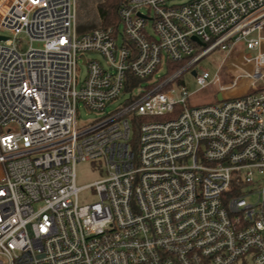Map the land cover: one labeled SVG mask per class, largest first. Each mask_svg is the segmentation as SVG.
Wrapping results in <instances>:
<instances>
[{
    "label": "built area",
    "instance_id": "built-area-1",
    "mask_svg": "<svg viewBox=\"0 0 264 264\" xmlns=\"http://www.w3.org/2000/svg\"><path fill=\"white\" fill-rule=\"evenodd\" d=\"M119 16L122 32L80 34L77 0H0V264H264V0H125ZM242 44L256 53L226 57L230 81L192 70L223 100L189 106L173 83ZM86 52L105 63L83 56L79 86ZM124 93L79 124L81 103ZM83 162L104 177L79 186Z\"/></svg>",
    "mask_w": 264,
    "mask_h": 264
},
{
    "label": "rangeland",
    "instance_id": "rangeland-1",
    "mask_svg": "<svg viewBox=\"0 0 264 264\" xmlns=\"http://www.w3.org/2000/svg\"><path fill=\"white\" fill-rule=\"evenodd\" d=\"M187 0H176L178 3L186 2ZM145 12H147V8H142ZM120 32L123 31V26L120 24ZM148 29L152 30L151 22L148 23ZM2 33L8 34L9 32L6 30L0 31ZM23 40L21 41L20 45L21 48L25 51L29 45H30V39L22 36ZM121 37L118 39V42L121 43ZM33 46L38 47L39 43L34 42ZM244 52L248 55H254L256 52L248 50L245 45H238L236 48V51H234L231 55H227V52L221 49H217L210 53L209 55L205 56L203 59H201L191 70L185 71L180 79L176 80L173 83V86L177 88L179 91L182 88L187 89L191 94L188 97L187 104L189 106L194 105H201L205 103H219L221 100L218 99V93L219 91V85H211L207 87H201L197 81L195 75L192 73V70H196L198 73H201L204 70H208L210 72V77L214 78L216 74H219L221 77V82H228L230 81L234 73L231 72L230 68L228 67L226 63V57H236L240 58V53ZM84 57L87 59H97L102 62H104L103 56L98 52H86L84 54L79 55L78 59V71H77V78H78V84L79 86H82L84 83L87 74H88V65L84 60ZM105 63V62H104ZM182 66V65H181ZM180 66V67H181ZM180 67H177L173 69L172 73L177 71ZM167 64L166 62H163L160 68L158 69L157 73L155 74L154 81L162 77L163 75L167 74ZM149 84V81L142 82V85L145 86ZM241 92V89L238 87L234 89V91L231 93L233 94H239ZM130 97L129 93L122 94L118 99L110 102L104 111H93L90 110L81 103L79 105L78 109V122L81 126H88L91 123L95 122L96 119L99 117H103L104 115L110 114L114 112L115 110L120 109L123 107L126 100ZM134 135V131L133 134ZM104 173L101 172L99 169H94L92 163L90 162H83L78 164L77 166V183L79 186L90 184L98 179H101L104 177ZM95 198L93 195V192L91 189L86 188L80 192V199L81 201H90L91 199Z\"/></svg>",
    "mask_w": 264,
    "mask_h": 264
},
{
    "label": "trees",
    "instance_id": "trees-1",
    "mask_svg": "<svg viewBox=\"0 0 264 264\" xmlns=\"http://www.w3.org/2000/svg\"><path fill=\"white\" fill-rule=\"evenodd\" d=\"M125 0H77V32L82 34L102 27L118 29L121 24L119 9ZM171 63L167 74L183 65Z\"/></svg>",
    "mask_w": 264,
    "mask_h": 264
},
{
    "label": "water",
    "instance_id": "water-1",
    "mask_svg": "<svg viewBox=\"0 0 264 264\" xmlns=\"http://www.w3.org/2000/svg\"><path fill=\"white\" fill-rule=\"evenodd\" d=\"M193 38H194V40H196L199 44H201V45H205L203 42H201V41L199 40V38H197V37H193ZM2 39H7V37L0 35V40H2ZM193 74L196 75V71H193ZM218 99L221 100V101L223 100V95H222L221 93L218 94Z\"/></svg>",
    "mask_w": 264,
    "mask_h": 264
}]
</instances>
